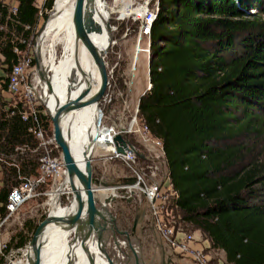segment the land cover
<instances>
[{
  "label": "trees",
  "instance_id": "obj_1",
  "mask_svg": "<svg viewBox=\"0 0 264 264\" xmlns=\"http://www.w3.org/2000/svg\"><path fill=\"white\" fill-rule=\"evenodd\" d=\"M15 1L13 21L0 0V55L9 68L16 57L12 41L25 50L20 41L31 37L40 13L38 0ZM54 5L47 0L46 12ZM158 8L149 37L151 89L140 100L138 119L163 142L179 194L166 214L180 215L205 235L210 251H223L227 264H264V161L246 159L253 148L230 142L246 135L264 142V0H158ZM119 84L124 88L123 79ZM42 119L54 137L51 118ZM132 136L126 138L136 148ZM37 149L30 124L19 117L0 121V154L16 157L5 164L2 220L21 177L40 174ZM36 226L29 220L11 237L0 264L28 248Z\"/></svg>",
  "mask_w": 264,
  "mask_h": 264
},
{
  "label": "rangeland",
  "instance_id": "obj_2",
  "mask_svg": "<svg viewBox=\"0 0 264 264\" xmlns=\"http://www.w3.org/2000/svg\"><path fill=\"white\" fill-rule=\"evenodd\" d=\"M14 0H12L13 2ZM45 0H38V6L42 9V2ZM106 4L109 6V14L108 18L112 23L114 28V45L112 46L110 52L106 56V63L110 75V88L108 92V100L103 108V126L115 129L113 126L115 125H124L127 126L133 120L136 115L138 105L142 96L146 94L148 90H150V68H149V58L147 51L149 48V38L142 37L140 39V22L135 21L131 18L120 19L123 15L119 12L122 8L121 5H125V10L123 13L128 10H136L139 9V5L137 0H121V2H117L118 0H104ZM11 2V0L9 1ZM58 3V0H55V5ZM158 3V0H152L150 3V8H153ZM133 5V7H132ZM43 11V16L39 22V28L37 31V35L40 34L41 28L44 23L49 19L52 12L54 11ZM144 8H147V3L144 5ZM115 12V13H114ZM45 13H48V18H44ZM252 14L254 11L251 12ZM124 17V16H123ZM121 24H124V31L121 32ZM43 33V31H42ZM41 35V34H40ZM31 38V37H30ZM29 38V39H30ZM41 46V38L39 41ZM39 46V50L40 47ZM68 43L65 42L63 44H59L56 47V59L57 65H60V62L66 59V53ZM140 46L144 52H141L137 58V48ZM67 51V52H66ZM151 51V50H150ZM66 52V53H65ZM65 56V57H64ZM64 58V59H63ZM48 61H50V55L47 56ZM42 60V57H41ZM36 66L33 69V72L30 74L31 82L33 85H36L39 91L42 90L40 85V76L36 73L38 64L36 62ZM47 71V70H46ZM50 78L54 79L53 70H50ZM30 73V72H29ZM93 77V78H92ZM123 79L124 88L119 84L120 80ZM90 84L94 88V92H96L100 86V78L98 72L92 74L90 78ZM60 93V92H59ZM61 94V93H60ZM68 98V97H67ZM54 101V100H53ZM53 101L50 103V108L53 107ZM44 107V108H41ZM40 110H46L45 106H43L42 102H40ZM44 115V114H43ZM100 121V113H96L95 122L99 124ZM52 131H54V125L51 121ZM106 130V129H104ZM116 130V129H115ZM101 138L95 139L96 145L99 140H104V137L107 142L108 132L103 134L101 133ZM54 136V134H53ZM51 137V136H49ZM96 137V136H95ZM131 138L132 142L136 145V148L139 153L145 155L146 157H151L156 159L158 162V172L160 174L159 179L162 177L163 171L167 174L166 164L162 163V159H159L158 151H148L146 146L142 145V141L138 135H134ZM54 139V137H51ZM126 138V137H125ZM128 139V138H126ZM55 140V139H54ZM111 140V139H110ZM230 142L236 144L246 145L250 149L253 148V151L246 155V159L254 158L257 161H264V142H260L256 140L252 136H243L236 137ZM109 144V143H108ZM95 145V150L93 151V166L95 177L97 179H101L103 183H117L119 180L124 178L133 177L132 173L129 169L125 167L122 162L119 161H111L105 162L103 159L104 156L108 155V152L105 150L109 148V145L102 147L100 144L98 146ZM101 147V148H100ZM62 154V151H61ZM11 159H7L8 162L12 163V159L15 160L16 157H10ZM144 163H141L140 167L144 168ZM10 168L2 164L0 166V188L3 186V178L5 176V169ZM158 175V173H157ZM162 179V178H161ZM53 180H48L47 185L41 189L43 192H47L49 195H41L39 198L29 201L26 203L0 230V253H3L5 249V245L10 241L11 237L18 233L24 226V224L29 220H35L37 225L44 221L47 216L52 211V200L53 193L51 189H56L55 192H59L60 199V207L65 208L70 205L72 201V195L69 193L70 185L68 179L65 178L61 180V182L56 183ZM47 189L46 191L44 189ZM97 188V187H96ZM101 188V187H99ZM101 190L96 191V196L100 205L105 202L109 193H115L118 195L117 201L110 206V211L114 217L117 218V225L114 231H109L105 235L109 240L107 245V250L110 258L116 264H137L139 260V264H163V247H162V238L154 229L148 225V220L152 219V214L150 210V203L148 199L142 195L140 192L135 197V201L129 202V199L124 198L121 195V191H104ZM52 196V197H51ZM62 210V209H61ZM146 211L145 218L142 223H140L137 233L134 234L133 226L137 216H140L143 212ZM46 216L43 219V216ZM175 221L179 224V227L187 233L196 236V238L207 246L209 253L212 255L213 260L215 262H219L222 260L225 264H227L226 254L223 251H210V242L200 231H196V229L191 226L185 224L181 220V216L177 215ZM2 221V219H1ZM112 228V225L109 224ZM118 231L122 233H127L121 235ZM69 242L72 243L73 235L71 234L68 239ZM132 246V248H131ZM29 247L24 251H12L11 254L6 256V264H27L28 258L30 255ZM62 248L64 247L61 246ZM60 247V248H61ZM136 251V255L134 251ZM62 252V250H61ZM97 253V249H96ZM124 253L126 255H124ZM127 254L129 255L127 257ZM69 256L63 259L61 264H64ZM130 257V259H129ZM177 264H196L195 262L184 259Z\"/></svg>",
  "mask_w": 264,
  "mask_h": 264
},
{
  "label": "built area",
  "instance_id": "obj_3",
  "mask_svg": "<svg viewBox=\"0 0 264 264\" xmlns=\"http://www.w3.org/2000/svg\"><path fill=\"white\" fill-rule=\"evenodd\" d=\"M9 1L5 0V4L11 7V20H13L12 16H17L18 13V2L15 0L13 2L12 0L11 2ZM151 1L137 0L138 8L141 11L138 14L127 15L130 16L128 18L132 16V19L140 22V39L144 36L150 37L153 24L159 13L158 3L153 8H150ZM46 2L47 0L42 2L38 24L32 29L31 38L28 41H20V44H25L26 49L22 50L19 44L12 41V50L16 56L12 68H9V65L5 63V57L0 55V121L6 122L14 117H19L24 123L30 124V131L38 141L37 150L40 152V174L36 177H21L22 184L15 188L9 196L7 204L8 215L2 221V217L0 216V230L26 203L39 198L41 195H49L47 192L41 191L47 185L48 180H53L56 187L57 182L60 183L62 179H66L61 148L53 138L49 137L43 123V114H48L47 110H40V102H42L40 100V94L41 97L43 94L42 92L40 94L38 93L39 89L36 85L32 84L30 76L33 72V62L36 61L37 55L41 56V51L38 48L37 31ZM117 2L123 3L121 0ZM146 3L147 10L144 14H141L142 8ZM121 6L122 8L119 12L124 16L120 18L123 20L126 19V15L123 13L125 11L123 10L125 5L123 4ZM14 29H17L16 25H14ZM28 30H31V28H28ZM15 33H13L14 36L16 35ZM144 51H147L150 61V44L148 50ZM144 51L139 46L137 48V58ZM36 73L38 74L37 71ZM39 80L41 81V79ZM138 114L139 105L136 115L130 124L127 126H113L116 132H114L112 141L104 142L109 143L107 145L111 146V150L108 151V155L103 157V160L106 163L111 161L122 162L131 171L132 176L137 178V191L148 199L151 205L150 210L155 217L157 231L171 249L190 257L196 264H214L212 255L207 252V246L200 242L196 236L182 230L175 221V218L173 219V215L170 213L166 214L168 205L172 202L175 203L179 199V194L172 187L169 176L164 171L161 177L162 179H159V167L156 159L148 158L140 154L126 138L125 140L128 145H132L134 149L126 150L124 154L118 153L117 148L119 143L116 141L118 135H123L124 137L138 135L143 143L142 145L154 147L160 155L158 158L162 159V163L166 164L163 142L153 135L147 124L138 119ZM141 157L144 159V168L140 167ZM7 163L6 157L0 154V166ZM101 189L102 187L99 188L98 186L96 191ZM55 190L51 189L52 193ZM112 191L119 192L120 190H109V192ZM115 196L118 195L115 194ZM216 264H224V262L220 260Z\"/></svg>",
  "mask_w": 264,
  "mask_h": 264
},
{
  "label": "bare ground",
  "instance_id": "obj_4",
  "mask_svg": "<svg viewBox=\"0 0 264 264\" xmlns=\"http://www.w3.org/2000/svg\"><path fill=\"white\" fill-rule=\"evenodd\" d=\"M75 6L76 0H58L54 11L45 22L43 33L40 35L42 47L38 44V48L39 46L41 47V70L48 75L53 92L52 94L49 93V86L47 83L40 81L42 90L38 91V93L40 94L42 92L43 96L41 97L40 94V100H47L46 103L48 104L51 113L55 111L58 103L62 104L67 100V97L69 96L68 91L71 82L73 81H81V84L73 89L76 90L72 93L73 98L80 95L86 87H91L92 95H100L101 80L100 86L96 92H94V88L90 84V78L92 74L97 72V67L85 45L81 41H77L74 29ZM146 10L147 8L145 9L143 6L141 14H144ZM140 11V9L128 10L124 13V15H126L125 18L130 17L127 15L138 14ZM108 14L109 6L106 2L104 0H96L95 26L94 33L91 37L93 42L101 49H106L109 44V34L107 31V22L109 21ZM65 42L68 43V52H65L66 59L63 58L64 60L61 61L58 66L56 47ZM48 55H50V61L47 59ZM50 70H53L55 75L54 79L50 78ZM52 101L53 107L51 109L50 103H52ZM87 111L88 110L80 111L63 120L64 131L66 136L69 137L73 156L82 169H84L86 163V153H92L93 156V151L95 150L96 145L95 139L98 138V136L101 138V133L105 134L108 132V139L109 141H112L114 132H116L115 129L103 126V112H101V120L99 121V124H97L95 122L97 112ZM105 141L106 139L104 137V140H99L96 146L99 144H102V147L107 146L108 143H104ZM107 149H105L107 152L110 151L111 146L109 145V148ZM104 191L107 192L108 190ZM60 195L59 192L53 193L52 211H50L48 223L36 233L37 239H39L44 245L42 264H61L63 259L67 256L69 257L64 264H88L83 251L81 249L74 251V247L72 248L71 246L72 243L68 241L72 229L67 230V227L65 229L64 220L72 215L76 208V204L72 202L68 207L61 208L59 203ZM110 195H115V193H109V196ZM101 221L104 224H107L106 226L108 229H112L110 228L111 226H109V224L112 225V223L109 222V218L106 215L102 216ZM46 227L48 228L47 233H45ZM63 245L64 247L62 248L61 246ZM29 252L30 255L27 264H35L34 248L32 246L29 247ZM91 252L96 258V264H107L103 261L101 252L96 245L91 247Z\"/></svg>",
  "mask_w": 264,
  "mask_h": 264
},
{
  "label": "water",
  "instance_id": "obj_5",
  "mask_svg": "<svg viewBox=\"0 0 264 264\" xmlns=\"http://www.w3.org/2000/svg\"><path fill=\"white\" fill-rule=\"evenodd\" d=\"M95 3L96 0H76L75 12H74V29L77 37V41H81L91 57L94 60L97 72L101 80L100 95H92L91 87H86L76 98L72 97V93L76 90L81 81L71 82L70 89L68 91L69 96L64 103H58L55 111L50 112L48 108L47 100H41L45 106L49 117L54 125V139L56 144L62 150V157L65 166L66 180L68 179L70 190L72 195V201L76 204V208L70 217H67L65 221V229H72L73 241L72 248L74 251L81 249L87 258L88 264H96V258L91 252V247L96 245L101 252L103 261L107 264H116L109 256L107 245L109 243L106 233L114 231L117 225V219L110 211V206L117 201V196L111 195L105 199V202L100 205V202L96 196V187L102 186L104 188L120 190L121 195L124 198L129 199V202L135 201V197L138 194L137 184L138 180L135 177H129L119 180L117 183H103L95 177L93 156L92 153H86V163L84 169H82L78 162L75 160L72 148L70 145L69 137L66 136L63 126V120L67 117L78 113L83 110L87 112L93 111L98 114L103 112V108L108 100V92L110 88V75L105 61L107 54L110 52L114 45V28L111 21L107 22V31L109 34V44L106 49L99 48L92 40L95 26ZM45 27V23L41 28L40 34ZM40 34L38 35V42L40 41ZM36 62L38 64L37 72L42 82L47 83L49 86L48 91L52 94L53 88L49 81L48 75L41 70V56L37 55ZM150 66V62H149ZM82 71V69H81ZM85 75V74H83ZM72 80V79H71ZM151 89V87L149 88ZM79 90V88H78ZM101 120V118H100ZM116 141L119 143L117 148L118 153L124 154L128 149H134L132 145H128L123 135H118ZM142 187H144L142 185ZM146 211L143 210L140 216H137L133 226L134 234L137 233L140 223L145 218ZM107 216L109 222L112 223V229L107 228V224L101 221L102 216ZM49 220L47 218L38 224L32 234V241L30 247L34 248V262L35 264H42V254L44 245L37 239L36 233L46 226ZM48 228L46 227L45 233ZM121 235L127 234L118 231ZM132 248V246H131ZM136 255V254H135ZM172 262V261H170ZM71 264V263H69ZM139 264V260L137 261Z\"/></svg>",
  "mask_w": 264,
  "mask_h": 264
},
{
  "label": "flooded vegetation",
  "instance_id": "obj_6",
  "mask_svg": "<svg viewBox=\"0 0 264 264\" xmlns=\"http://www.w3.org/2000/svg\"><path fill=\"white\" fill-rule=\"evenodd\" d=\"M97 180H99V181H101V179H97ZM102 182V181H101ZM99 187H102V186H99ZM102 188H104V187H102ZM105 190H110L109 188H104ZM151 214H152V217H153V220H154V222L152 221V219H149L148 220V225H150L153 229H154V227H155V230H156V232L159 234V232L157 231V228H156V222H155V217L153 216V213L151 212ZM145 215H146V213H145ZM116 218V217H115ZM117 219V218H116ZM160 235V234H159ZM160 237H161V235H160ZM162 238V237H161ZM162 240H163V238H162ZM162 242V247H163V264H177V262H180L181 260L183 261L184 259H188V260H190L191 261V258L190 257H187V256H185V255H183V254H180V253H178V252H176V251H174L173 249H171L166 243H165V241L163 240V241H161ZM133 251H134V249H132ZM134 253L136 254L137 252L136 251H134ZM124 255H126L125 253H124ZM129 255L127 254V257H128ZM129 259H130V257H129ZM170 261H172V262H170ZM193 261V260H192ZM194 262V261H193Z\"/></svg>",
  "mask_w": 264,
  "mask_h": 264
},
{
  "label": "crops",
  "instance_id": "obj_7",
  "mask_svg": "<svg viewBox=\"0 0 264 264\" xmlns=\"http://www.w3.org/2000/svg\"><path fill=\"white\" fill-rule=\"evenodd\" d=\"M146 149L148 150V151H156L157 152V150L154 148V147H146ZM148 158H151V157H148ZM225 264V263H224Z\"/></svg>",
  "mask_w": 264,
  "mask_h": 264
}]
</instances>
